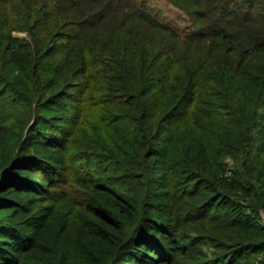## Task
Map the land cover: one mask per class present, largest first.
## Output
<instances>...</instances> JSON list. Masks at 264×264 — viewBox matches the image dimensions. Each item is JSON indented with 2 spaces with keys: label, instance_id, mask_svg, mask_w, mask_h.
I'll return each instance as SVG.
<instances>
[{
  "label": "trees",
  "instance_id": "1",
  "mask_svg": "<svg viewBox=\"0 0 264 264\" xmlns=\"http://www.w3.org/2000/svg\"><path fill=\"white\" fill-rule=\"evenodd\" d=\"M166 1L0 0V264L264 251V0Z\"/></svg>",
  "mask_w": 264,
  "mask_h": 264
},
{
  "label": "rangeland",
  "instance_id": "2",
  "mask_svg": "<svg viewBox=\"0 0 264 264\" xmlns=\"http://www.w3.org/2000/svg\"><path fill=\"white\" fill-rule=\"evenodd\" d=\"M146 2V4L149 6V8L154 13H159L162 17L165 18V20L170 23L173 27L177 29H183L187 27L188 20L186 18V15L183 14L182 11L172 6L170 3H168L166 0H141ZM16 37L18 38H24L25 35L23 34H17ZM245 151H248L251 156H255L254 147L249 146L246 147ZM248 154V153H246ZM238 161H240V155H238ZM226 162L228 163V167L232 168L234 165V162L232 159H227ZM258 218L260 223L264 226V209L260 210L258 213Z\"/></svg>",
  "mask_w": 264,
  "mask_h": 264
},
{
  "label": "built area",
  "instance_id": "3",
  "mask_svg": "<svg viewBox=\"0 0 264 264\" xmlns=\"http://www.w3.org/2000/svg\"><path fill=\"white\" fill-rule=\"evenodd\" d=\"M253 264H264V251L256 256Z\"/></svg>",
  "mask_w": 264,
  "mask_h": 264
}]
</instances>
